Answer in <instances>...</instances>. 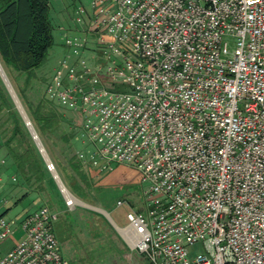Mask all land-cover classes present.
Instances as JSON below:
<instances>
[{"label":"built area","instance_id":"built-area-1","mask_svg":"<svg viewBox=\"0 0 264 264\" xmlns=\"http://www.w3.org/2000/svg\"><path fill=\"white\" fill-rule=\"evenodd\" d=\"M75 23L48 99L77 116L86 172L140 175L122 238L149 264H264V0H92ZM56 221L0 215V243L22 232L0 264H69Z\"/></svg>","mask_w":264,"mask_h":264},{"label":"rangeland","instance_id":"rangeland-1","mask_svg":"<svg viewBox=\"0 0 264 264\" xmlns=\"http://www.w3.org/2000/svg\"><path fill=\"white\" fill-rule=\"evenodd\" d=\"M91 2L92 0H50L53 46L48 52L46 64L39 70V73L43 72L48 76L39 75L27 85L24 75L9 73L0 63V81L11 106L0 111V202L9 200L4 195L6 177L2 168L13 163L9 149H19L18 138L13 137L15 123L12 113L20 120L27 141L41 159L46 173L41 183L31 186L30 197L22 203L21 197H16L15 204L13 200L11 206L3 204L0 215L9 221H18L26 210L48 206L57 214V221L53 225L54 234L61 245L62 255L69 264H149L146 257L134 250L120 234V230L127 225L126 215L130 209L142 211L144 207V187L138 172L128 166L114 165L116 180L108 182L102 179L106 175L101 177L89 174L83 166L76 170L74 165L78 164V154L84 148L77 116L61 109L62 123L46 134L33 118L36 109L41 106L45 108L43 102L48 99L47 88L54 70L68 53L74 54V50L65 45V38L66 35H81L75 23L77 12L83 7L90 10ZM83 51L89 54L88 48H83ZM79 57L88 58V55ZM74 60L75 57L72 61ZM48 160L54 164L61 183L73 195L74 205H67L61 184L55 179V174L46 168ZM20 181H13V184L20 186ZM36 200L38 204L34 205ZM118 201H123L124 205L118 207ZM16 228L14 236L0 243V258L10 253L21 239L19 224Z\"/></svg>","mask_w":264,"mask_h":264},{"label":"trees","instance_id":"trees-1","mask_svg":"<svg viewBox=\"0 0 264 264\" xmlns=\"http://www.w3.org/2000/svg\"><path fill=\"white\" fill-rule=\"evenodd\" d=\"M49 12L50 0H0V63L7 72L24 75L27 85L39 75L48 76L39 73V70L46 64L48 52L53 46ZM43 104L45 108L36 109L33 118L46 134L62 123V110L48 99ZM4 107L11 108L0 81V111ZM11 116L15 123L13 137L19 142V149H9L13 164L22 181L32 186L39 184L46 175L43 163L27 141L17 115L12 113ZM77 163L74 167L79 170L82 165L80 161Z\"/></svg>","mask_w":264,"mask_h":264},{"label":"crops","instance_id":"crops-1","mask_svg":"<svg viewBox=\"0 0 264 264\" xmlns=\"http://www.w3.org/2000/svg\"><path fill=\"white\" fill-rule=\"evenodd\" d=\"M77 35V34H76ZM76 35H73V36H76ZM5 164H6V161H4ZM9 164V163H8ZM9 166V167H8ZM7 167L5 166V168H2L3 172H4V177H6V184L4 186V190H5V197L9 200H5L6 202H4V204L6 203L7 204H10L9 206H11V203L13 202L14 200V204L16 202V197H21V201L20 203L24 202L28 197H30L31 193H30V188L32 185H28L26 184L24 181H22V178L20 176H18L17 174V167L11 163V165H8ZM84 168V167H83ZM85 169V168H84ZM86 170V169H85ZM116 172L113 171L112 173L110 174H107L106 177H102L103 180H107L108 182H112L114 180H116V176H114ZM139 178V177H138ZM14 179H16V181H19L21 180L20 182V186H17L16 184H13L14 182ZM101 179V180H102ZM33 187V186H32ZM73 196V195H72ZM38 200H36L33 204L36 205L38 204L37 203ZM1 203V202H0ZM1 205H0V209H1ZM42 206H39L38 208H34L32 210H26V212L23 214H28V213H32V212H35L37 211L39 208H41ZM53 212V211H52ZM54 215L57 216L56 213L53 212ZM22 215V216H23Z\"/></svg>","mask_w":264,"mask_h":264},{"label":"bare ground","instance_id":"bare-ground-1","mask_svg":"<svg viewBox=\"0 0 264 264\" xmlns=\"http://www.w3.org/2000/svg\"><path fill=\"white\" fill-rule=\"evenodd\" d=\"M61 190L66 195V197H69V199L72 200L70 197V194L68 193V191L66 190V187L64 185H62Z\"/></svg>","mask_w":264,"mask_h":264},{"label":"water","instance_id":"water-1","mask_svg":"<svg viewBox=\"0 0 264 264\" xmlns=\"http://www.w3.org/2000/svg\"><path fill=\"white\" fill-rule=\"evenodd\" d=\"M29 126H30V124H28ZM32 133H33V135H35V133H34V131L32 130ZM35 139H37L36 137H35ZM40 145V144H39ZM41 151L42 152H44V149L43 148H41ZM60 183V182H59Z\"/></svg>","mask_w":264,"mask_h":264}]
</instances>
